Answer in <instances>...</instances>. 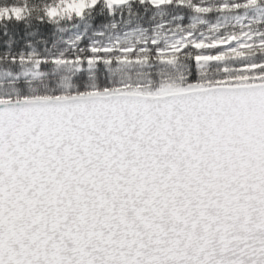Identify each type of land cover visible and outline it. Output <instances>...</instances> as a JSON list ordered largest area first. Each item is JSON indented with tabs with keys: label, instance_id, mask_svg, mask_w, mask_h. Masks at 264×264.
Returning <instances> with one entry per match:
<instances>
[{
	"label": "snow or ice",
	"instance_id": "obj_1",
	"mask_svg": "<svg viewBox=\"0 0 264 264\" xmlns=\"http://www.w3.org/2000/svg\"><path fill=\"white\" fill-rule=\"evenodd\" d=\"M0 264H264V0H0Z\"/></svg>",
	"mask_w": 264,
	"mask_h": 264
}]
</instances>
